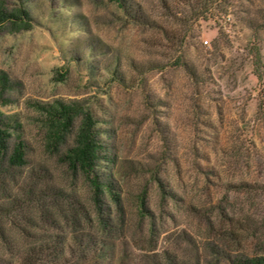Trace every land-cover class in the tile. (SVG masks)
<instances>
[{
  "label": "rangeland",
  "instance_id": "rangeland-1",
  "mask_svg": "<svg viewBox=\"0 0 264 264\" xmlns=\"http://www.w3.org/2000/svg\"><path fill=\"white\" fill-rule=\"evenodd\" d=\"M135 1L143 19L113 0H22L31 26L0 29V110L14 119L11 142L28 145L23 175L83 203L90 219L80 229L105 245L87 264L264 254V26H248L264 0H225L206 13L198 0ZM54 99L79 100L95 119L96 170L118 198L105 194L103 225L83 177L45 150L33 104ZM17 192H1L0 203ZM53 209L43 221L27 211L37 227L16 221L39 236L68 235L71 222Z\"/></svg>",
  "mask_w": 264,
  "mask_h": 264
},
{
  "label": "trees",
  "instance_id": "trees-1",
  "mask_svg": "<svg viewBox=\"0 0 264 264\" xmlns=\"http://www.w3.org/2000/svg\"><path fill=\"white\" fill-rule=\"evenodd\" d=\"M113 1L134 20L145 17L144 10L137 1ZM225 5V0L197 2V7L205 13L214 6L220 7L223 11ZM256 15L257 18L248 20L249 27L264 26V8L258 10ZM258 18L263 22L259 23ZM31 22L32 16L23 6L22 0H14V3H11V0H0V29L8 24L15 28L28 29ZM254 50L258 64L260 54L258 48L255 47ZM255 74L261 77L260 71H255ZM2 82H6L4 74L0 76L1 85ZM33 106L43 116L46 128L45 150L54 153L70 172L83 177L89 189L88 199L103 225L105 194L107 193L115 202L118 198L112 191L111 176L100 175L96 170L100 145L93 115L79 100L54 99L51 102H35ZM258 109L264 120V103H260ZM12 122L14 119L5 116L0 110V194L10 190L18 191L15 194L10 193L11 197L0 203V264H87L97 258H103L105 256L103 241L92 239L89 233L80 229L81 224L90 219L83 203L74 195L66 193L63 188L48 184L38 188V181L33 172L23 175V169L29 163L28 145L20 137L11 142V128H15ZM73 128L75 129L72 143L62 147ZM21 176L24 178L23 182L19 181ZM140 204L141 208H144L143 203ZM60 205L64 208H60ZM52 207L57 213L64 212L62 216L71 222L72 229L68 235L47 233L39 236L16 221L19 217L25 224L37 227L36 216L27 211L32 209L36 214L39 213V218L43 221L51 214L53 216L54 213L49 211ZM16 234L23 238V242L16 240ZM229 235L232 236L233 232L230 231ZM233 263L264 264V254L239 255L235 257Z\"/></svg>",
  "mask_w": 264,
  "mask_h": 264
}]
</instances>
